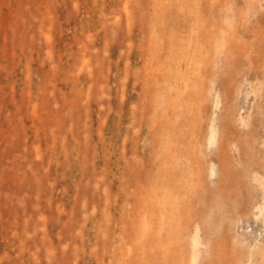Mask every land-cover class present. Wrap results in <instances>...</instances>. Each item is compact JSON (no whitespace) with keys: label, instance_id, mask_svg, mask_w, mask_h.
Returning <instances> with one entry per match:
<instances>
[{"label":"rangeland","instance_id":"374dc122","mask_svg":"<svg viewBox=\"0 0 264 264\" xmlns=\"http://www.w3.org/2000/svg\"><path fill=\"white\" fill-rule=\"evenodd\" d=\"M0 264H264V0H0Z\"/></svg>","mask_w":264,"mask_h":264}]
</instances>
